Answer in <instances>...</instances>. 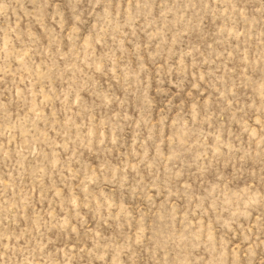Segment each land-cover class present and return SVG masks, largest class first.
Listing matches in <instances>:
<instances>
[{
    "label": "rangeland",
    "instance_id": "rangeland-1",
    "mask_svg": "<svg viewBox=\"0 0 264 264\" xmlns=\"http://www.w3.org/2000/svg\"><path fill=\"white\" fill-rule=\"evenodd\" d=\"M0 264H264V0H0Z\"/></svg>",
    "mask_w": 264,
    "mask_h": 264
}]
</instances>
